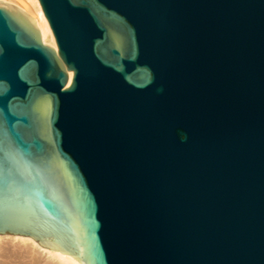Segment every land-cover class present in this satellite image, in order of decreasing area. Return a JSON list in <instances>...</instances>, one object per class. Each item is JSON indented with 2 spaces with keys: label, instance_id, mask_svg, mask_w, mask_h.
<instances>
[{
  "label": "water",
  "instance_id": "water-1",
  "mask_svg": "<svg viewBox=\"0 0 264 264\" xmlns=\"http://www.w3.org/2000/svg\"><path fill=\"white\" fill-rule=\"evenodd\" d=\"M38 3L57 51L0 4V235L264 264V0Z\"/></svg>",
  "mask_w": 264,
  "mask_h": 264
},
{
  "label": "bare ground",
  "instance_id": "bare-ground-1",
  "mask_svg": "<svg viewBox=\"0 0 264 264\" xmlns=\"http://www.w3.org/2000/svg\"><path fill=\"white\" fill-rule=\"evenodd\" d=\"M1 5L16 8L31 16L42 44L57 51L49 25L38 0H0ZM72 74H69V83ZM0 264H81L68 255L41 247L26 237L0 235Z\"/></svg>",
  "mask_w": 264,
  "mask_h": 264
}]
</instances>
